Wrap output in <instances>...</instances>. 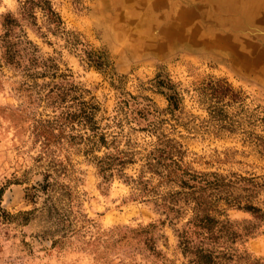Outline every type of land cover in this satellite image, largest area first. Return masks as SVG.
Wrapping results in <instances>:
<instances>
[{"label": "rangeland", "instance_id": "1", "mask_svg": "<svg viewBox=\"0 0 264 264\" xmlns=\"http://www.w3.org/2000/svg\"><path fill=\"white\" fill-rule=\"evenodd\" d=\"M223 1L0 13L4 264H264V1Z\"/></svg>", "mask_w": 264, "mask_h": 264}, {"label": "clouds", "instance_id": "2", "mask_svg": "<svg viewBox=\"0 0 264 264\" xmlns=\"http://www.w3.org/2000/svg\"><path fill=\"white\" fill-rule=\"evenodd\" d=\"M23 2H24V0H19V4H23ZM19 4L17 3V0H0V13H3V12H5L8 9H12L13 11H15V9L19 6ZM0 31H2V29H0ZM0 103H3V101L0 100ZM161 106H163V105H161ZM108 131L114 133V132H116L118 130H116L115 127L113 126V128L109 129ZM111 139H112V136L110 135L109 136V140L111 141ZM119 147L120 148H124L125 145L123 143H120ZM115 151L116 150L113 149V148H107L104 151L97 153V155L100 156V157H103L106 153H113L114 154ZM0 161H2V158H0ZM13 163H15V162H13ZM6 176H9V171L6 168H0V181H3ZM147 178L148 177H145V179H147ZM41 179L42 178L40 176H36L31 181V183H35L36 180H41ZM171 190L175 191L176 189L172 188ZM127 194H128L127 193V189H125V195H127ZM162 194H165V193H162ZM232 195L233 196H243L245 194L242 192V190H236V191H233ZM157 199H159V197H157ZM2 206L7 208V205H2ZM192 206H194V204ZM7 210L13 211L12 209H7ZM262 210H264V208H262ZM192 215H193V213L189 211L188 212V217H191ZM243 215L248 216L250 219L252 218L249 213H243ZM138 223H139V221H138ZM142 223L146 225L148 223V220L145 219V220L142 221ZM132 227H136V224H132ZM170 234H171V232L169 231V235ZM2 240H3V237H2V234H0V242H2ZM175 242L176 241L173 240V244H175ZM10 243L13 245L12 250L10 252L6 251L5 253L2 254L5 259H7L8 255H12V256L18 255V251L15 249V245H16L17 241L12 240V241H10ZM160 247L162 248L163 246L160 245ZM0 264H4V261L0 260ZM17 264H19V261H17Z\"/></svg>", "mask_w": 264, "mask_h": 264}, {"label": "trees", "instance_id": "3", "mask_svg": "<svg viewBox=\"0 0 264 264\" xmlns=\"http://www.w3.org/2000/svg\"><path fill=\"white\" fill-rule=\"evenodd\" d=\"M38 2H41V5H42V9H46V11H48L50 14V18L54 20V22L56 21V16L53 12V10H51V8H49V6H47V0H37ZM26 3L28 2H25L22 6H21V14L24 13V12H29V7L30 5H26ZM30 3V1H29ZM37 6H39L38 4H36ZM6 17L10 18L9 20H11V22H9L10 24H13V21L14 19H11V15H6ZM51 94L54 95L52 96L54 98V103H58L56 105H58L61 100L63 99V94H64V91L63 89L60 87V86H55L54 89H51L50 90ZM75 116V113L74 112H71L70 110L68 111H65V112H60L58 115L55 116V121L57 122H67V121H71V119H73ZM85 117L86 119L89 118V114H85ZM63 124V123H62ZM100 168H102V166H99ZM249 209H251L253 211V213H255L256 215H258L259 213V209L253 207V206H250V207H247ZM258 217V216H257Z\"/></svg>", "mask_w": 264, "mask_h": 264}, {"label": "bare ground", "instance_id": "4", "mask_svg": "<svg viewBox=\"0 0 264 264\" xmlns=\"http://www.w3.org/2000/svg\"><path fill=\"white\" fill-rule=\"evenodd\" d=\"M222 1H223V0H222ZM224 1H229V2L234 3V4L236 3L235 0H224ZM224 1H223V2H224ZM263 1H264V0H263ZM240 2H242V6H241V7H245V8H249V9L254 7V4L252 3V0H241ZM224 3H225V2H224ZM234 4H233V5H234ZM263 4H264V3H263ZM225 5H226V6H229V5H228V2H227V4L225 3ZM259 5L261 6V4H259ZM259 8H260V7H259ZM255 11H256V10H255ZM243 12H244V11H243Z\"/></svg>", "mask_w": 264, "mask_h": 264}, {"label": "built area", "instance_id": "5", "mask_svg": "<svg viewBox=\"0 0 264 264\" xmlns=\"http://www.w3.org/2000/svg\"><path fill=\"white\" fill-rule=\"evenodd\" d=\"M1 260V259H0Z\"/></svg>", "mask_w": 264, "mask_h": 264}]
</instances>
